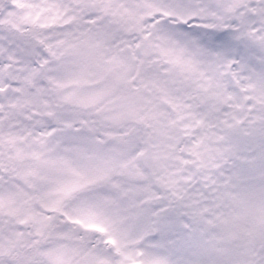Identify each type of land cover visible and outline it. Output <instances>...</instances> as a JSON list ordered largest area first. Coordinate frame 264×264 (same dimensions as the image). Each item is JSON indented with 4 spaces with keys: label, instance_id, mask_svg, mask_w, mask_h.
I'll return each instance as SVG.
<instances>
[{
    "label": "trees",
    "instance_id": "1",
    "mask_svg": "<svg viewBox=\"0 0 264 264\" xmlns=\"http://www.w3.org/2000/svg\"><path fill=\"white\" fill-rule=\"evenodd\" d=\"M4 1H8L9 4L7 5H11V0ZM27 1L31 4L30 0H22L21 4L28 5ZM152 1L155 0H51V4L58 6V8L54 11L50 6L47 8V12L54 17L59 15L60 8L64 6L65 12L62 15L72 13L77 16L78 26L81 30L80 36H84L82 31L85 28L82 27V24L88 23L89 27L86 28L88 31L85 35L88 34L89 38L95 34L103 37L106 36L107 32H113L114 21L110 23L105 16L111 15L112 18L116 16V20L120 24L132 25L131 31L140 34L142 41L140 47L152 54V49L157 47L152 43L154 38L146 26L149 23L143 24L140 20L147 14H155L151 8L156 2L151 4ZM200 1L204 5V10L210 13L209 16L212 20L211 15L214 14L215 7H219L221 16L218 21L216 20V23L213 22V26L206 21L205 25L199 23L186 29L189 34L194 31L200 33L197 45H194V53L199 49L203 50L204 39H211L212 46H215L214 41H219L222 44L226 40L224 37L226 36L225 31L228 30L226 27L231 26L235 20L234 12L232 17V13L227 10L228 4L239 9L240 6L244 7L255 2L254 0ZM256 4L264 10V0H259ZM76 8H79L80 11L78 12ZM226 21L228 23L224 25ZM165 26L173 31L178 38L168 37L165 34V47L173 50L165 51V62L161 59L152 60L147 58L148 55L145 56L138 69L139 76L143 75L145 79L152 80V82L146 80L147 83L143 87H139L137 84L141 98L147 96L148 102L139 99L136 101L135 114L120 121L121 126L111 125L115 128L120 126L122 131L124 125L131 124L132 134H138L136 130L144 134V151L149 156L160 159L164 170L165 165H167L173 172L191 175L185 181H178L181 185L180 188L178 183L172 182L170 176L166 185L161 186L162 197L160 200L162 202L153 203L158 207L165 208V217L160 215L154 219L153 231L157 233L159 225L165 224V229L168 232L173 229H181L185 241H191L189 238L191 236L200 243L213 241L212 239H203L211 237L212 232L216 231L226 240V243L227 241L230 243L233 251L227 255L230 258L239 259L238 264H264V224L260 222L264 220V43L258 39L252 42V51L247 59V65L242 69V71H247V69L249 71V75L245 79L247 84L244 85V82L240 81L242 88L235 91L234 97L239 103L234 98H226L228 101L225 100L224 103H220L218 101L221 99L220 95L225 96L223 88L215 89L220 95L208 93L203 89L196 76L195 60L190 59L187 53L188 46H193L188 33L182 34L166 23ZM4 28V26H0V31ZM27 28L28 34H18L19 32L13 31L16 35H9L12 42L24 46L26 54L30 58H36L38 51L40 55L51 56V49L45 43L51 42L56 37L45 36L34 26ZM259 31H264V27L260 26ZM148 38L149 41H147ZM68 40H70V36H65L62 42L66 43ZM179 51L182 56L185 54V58H180ZM181 62H187V65L181 66ZM188 63H193V65H188ZM181 74L186 76L180 79ZM163 77L165 80H162ZM138 79L140 80V78ZM248 83H253V85L247 89ZM131 87H129L125 97L130 96ZM148 87L152 89L149 90ZM243 87L245 88L243 89ZM134 102L132 101V103ZM206 102L210 103L207 105L209 111L213 110L212 102H214L215 105L217 104L216 111L218 112L221 110L235 112L236 116L230 120L232 127L234 124H241L244 130L248 131L242 138L236 139L234 143L227 142L232 150H227L228 145H223L221 150H218L222 144L218 138H214V143L210 144V137L205 135L204 128L200 127V121L192 114L197 112L204 116L206 113L204 104ZM229 102L231 103L229 104ZM172 105L180 108V110L173 112V115L170 116V122L157 116L156 108L171 107ZM126 106L129 107L130 104ZM176 113H181V116L177 117ZM183 122L193 125L194 128L184 126L183 129L178 130V125ZM235 129L230 130V133L235 135L234 131L241 133ZM165 130H168L167 133ZM158 135L163 137L164 142L165 135H169L166 139L169 144L152 149L148 144V139L157 138ZM187 144L188 147H186ZM181 159L184 163L180 162ZM103 186L108 190L111 188L107 184ZM103 186L97 185L92 188L96 189ZM244 192L259 196L248 207L246 205L244 207L240 201L241 193ZM190 198L199 203L189 204ZM98 199L95 198V200ZM192 207L198 208L201 215L190 218L188 214ZM217 213L223 217L222 221L219 220L221 224H217L219 221L215 219ZM105 221L106 219L103 220V222ZM82 222L64 224L70 232L69 236L54 237L52 230L56 224V219L52 220L50 224L40 230L39 241L35 242L31 249L24 247L20 255L34 252V261H43L46 254L39 258L36 255L38 248H48L53 242L52 250L57 248L63 250L57 264H86L85 257L92 251L106 255L110 260L108 263H97L96 261L94 264H112L119 253V251L114 252V248L116 250L114 241L107 244L97 241L90 233L96 230L93 229L96 223L89 219L87 228H85ZM31 237H33V233H30L27 238L23 237V240L30 241ZM141 242H143L142 239ZM141 242L133 245L140 246ZM120 250L126 253L122 244H120ZM145 255L147 259H152L151 256ZM153 264H157V262Z\"/></svg>",
    "mask_w": 264,
    "mask_h": 264
},
{
    "label": "rangeland",
    "instance_id": "2",
    "mask_svg": "<svg viewBox=\"0 0 264 264\" xmlns=\"http://www.w3.org/2000/svg\"><path fill=\"white\" fill-rule=\"evenodd\" d=\"M254 1L255 2L253 3H249L248 6H245V8L246 9L248 8L247 11L255 15L257 23L260 26L264 27V11L255 4L256 1H259V0H254ZM165 2L167 5L166 10L168 12L162 9L161 11L162 13L161 12L156 13V15L158 16L156 18L160 19V22L165 21L164 14L166 13L168 16L170 17L172 16V20H174L175 23L181 21L180 24L186 23L189 26H195V25H198L199 23H202L205 25L206 21L204 19L202 18L196 19V13L192 7L185 6L183 11L180 12L182 6L185 5V0H165ZM171 12H174V15L171 14ZM9 14H13V12H9ZM208 24L210 23L208 22ZM253 25H254L253 17H248L246 19V26H245V32L247 33V36L241 37V39H238V38L235 39V34L231 35L230 40H229L230 44L228 46L229 48L228 53L225 50H221L217 47L219 45V41H214L216 44L215 49L213 48L211 44V39L209 40L204 39L203 41L204 59L202 60V64H205L206 67L201 69L199 73L205 76L212 77L213 73L217 71L216 73L222 76L221 84H222V87H224L223 90L227 92L226 94L227 96L222 97L217 92V95H220L221 97V99H218L220 103L222 102L224 103L226 98H231V99L234 98L236 102L239 103L237 98L233 96L234 95L233 89L230 87L224 86L223 81L227 80V78L226 80L224 79L227 68L230 69L229 74L232 77V81L234 82V83L231 82L229 84L227 83L228 85L236 87L235 82H238L240 80L244 81L246 79L247 72L246 71L244 72L241 70L238 71L237 67L240 65L241 66L245 65V58L243 56L248 54L246 49L248 45L250 46L251 42L249 43V41L253 39H259L262 37L260 33H256L254 35L251 34V32L254 31ZM174 27L177 30H180L179 29L180 27L178 25H175ZM122 40L123 38H115V41L111 39V41L108 43V47L109 48L117 47L116 49L119 51H122L124 47H127L129 49L128 56L131 55V48L134 43L132 44L130 42H127L126 45H123ZM134 47L136 46L134 45ZM84 48L85 46H82L79 49L80 50V57L78 58L79 62H76L77 63L76 67L73 65L75 69L69 66H65L62 72H58L57 70L58 65H56V69L54 71V74H55L54 79H56V82H55L56 85L66 86L68 89L65 92V94L60 97L61 101H63L66 98H70L72 102L78 105L86 106L87 108L89 104H98L102 100V97L98 96L100 92L99 87L91 86V87L85 88V86H83L84 80H79V82L75 83V85L73 86V89L77 90V93L73 94L71 92L72 85L69 84L71 82H74V81L76 82L78 80L80 74L84 71L83 68L88 67L87 65L88 61L96 60V55L87 57L84 51ZM67 52L69 54L70 50H68ZM213 55L215 56V59L217 61L215 63H212ZM223 56H226V57H223ZM68 59L69 58H67L66 60L68 61ZM194 59H195V56H194ZM17 60H19V62L21 63V65L18 66L21 71L13 75L14 84H11L12 88L10 87L11 88L10 95L7 98L5 96L6 98L4 101V103L6 102L5 105L8 106L12 104V100L10 98H12L11 95L15 93L18 95L19 100L21 98L27 99V100L28 98H30V100H35V101L39 99L37 102L42 104V108H38V109L34 108V111L37 115V118H36L37 130L35 129L33 131L30 128H27L26 126H23V128L21 129V125H15V128L20 129L18 132L19 134H22V131L25 133L22 144H16V145L23 146L22 149L24 150V152L22 153L21 160L16 162L18 166H13L11 170H12V175L14 177L20 176L23 182L38 186L39 189L41 190L43 198L40 201V205L36 206L37 214L33 217L34 218L33 221L28 223V226L22 228V225L24 224V221L22 220L24 219L23 216L16 218V220H14L11 226H7L5 224L6 223L5 218L6 217L14 218L15 216L14 214L16 213V210L18 208L20 198L23 196L24 193L20 191L21 190L20 188L16 190V189L8 187V185L3 186L4 192L2 193V191L0 190V206H2L0 208V211L3 213L2 215H0V230L6 229L7 231L2 233V235L0 236V254L6 251L8 247L14 245V242L16 238H18L19 235L30 232V231H27L26 229L34 231V237L31 238L29 241V246L30 247L33 246L35 242L39 241V237L41 236L40 230L44 226H46V224H48V221L50 218L54 217L53 214H56L55 209L57 208L58 203L60 202L59 200H61L67 194V192L70 191L71 189H74L72 193L77 192L78 189H75V188L80 187V185H84L86 181L93 180L92 175H90L87 171H85L83 164L79 163L75 165L73 162L68 163L74 172L73 176L64 175V174L60 176L54 175L49 178L48 183L44 181L43 183L38 182V180H43L42 178L43 172H41L38 175L32 173L33 170H35L34 157L36 156V153L38 151L37 145L39 146V144L44 143V149L42 150V152H45V151L49 152L54 146L57 145V147L60 148L59 153L61 154L63 159L66 160L67 162L68 160H71V156L67 153L69 152L68 150L69 146L78 144V146L85 147L86 144H83L82 141L78 143L79 139L77 137H72V134H70L71 132H68L67 134H65L62 131L58 130L60 129L59 125L68 126L71 124L70 120L67 119L66 115L64 114L59 115L58 125H57L58 127H56V131L54 132V137L52 140L51 139L49 140L48 135L51 131V127L49 126V124L47 123L45 124L41 121L42 120L41 115L44 112H51L49 110L50 103L48 104L46 102V97L44 96V93H45L44 86L38 83L39 81L38 68L32 65V61H30V59L27 56L19 57ZM127 60H130V58H127ZM37 61L40 64L48 63L46 56L38 57ZM3 68L4 67L0 69V74H2ZM181 76L184 77V75H181ZM107 78L108 79L116 78V73L111 72ZM28 82H32L34 85L32 92H29L26 89V84ZM0 83L1 85H3L2 80H1V75H0ZM250 85L252 86L253 83H250ZM230 103L231 102H229V104ZM208 104L210 103L206 102L204 104L205 110H207ZM109 107L110 106H106L102 109H99L100 113L98 115H99V120L101 122L103 121L110 122L111 119L121 117V115L123 114V111L113 112ZM216 107H217V104L215 105V103L212 102L213 110L206 111L204 116L203 114H198L196 118L200 120L201 125L204 127L206 136H209L210 139L218 138L221 140L222 144L218 148V150H221V147L223 145L229 146V143L223 141V140H226L227 137L234 143L236 139L238 140V138H242V136L246 134L248 131H245L241 124H234L233 127L231 126L232 122L230 120L231 118H234L236 116L235 112L233 111L228 112L225 110H221V112H218V111L215 112L217 109ZM38 116H40V118H38ZM226 117L227 118L229 117L230 120L229 118L226 119ZM5 118L7 119V117ZM84 120L88 122L87 119H84ZM79 121H83V119L80 117L77 120V122ZM88 124L89 126L85 127L88 130L99 131L100 128L94 127V125L90 124V122H88ZM235 127H238V129L236 130L241 131V133L237 132L236 135H233V136L231 134L227 136V134L224 133L225 129L235 128ZM11 138L15 139L16 137L15 138L11 137ZM150 141L153 144H157L155 138L153 140L151 139ZM130 142L131 141H129V143ZM134 145L136 144L133 143V146ZM186 147H188V144L186 145ZM227 150H232V147L229 146ZM109 151L116 152L115 148H109ZM123 151L124 152L121 153V150L119 151L117 150L118 153L120 152L117 158H116V155H113L106 151H101L96 155L97 157H99V160L102 161L106 167H110L114 169L115 175H119L120 166L126 163L125 159L127 161H131L132 159H135V156L137 154L136 152H134L133 149H129V148ZM133 163L134 162L132 161L131 162L132 167H130V169H127L125 171L123 179H121V177L117 178V180H120L119 183L129 182V181H132L133 179L134 180L135 179L145 180L147 178L150 182L149 189L152 188V186L154 185V182L158 179V177H155L153 181H151V178L148 176L147 172L142 173L138 171L137 166H135L136 163H134L135 165ZM152 165L156 167H160L161 162L160 160L153 161L151 162V166ZM165 170H170L167 165H165ZM127 178H129V181H127ZM37 182H38V185H37ZM131 184H134V183L129 182V185ZM144 184L145 182L142 183L141 185L142 196H141V199H139L141 200L142 203L144 202L143 204H145L146 202L144 200H147L146 196H148L149 198H152V196L148 194L145 195V193H149V192L144 187ZM122 185L124 187L127 186L126 183H122ZM85 194L86 193H83L82 195H85ZM241 195H242V198H240V201L242 203L241 205H243L244 207L245 205L246 207H248L253 201H255V198L259 196V195L251 194L249 192L241 193ZM111 197L112 199L111 200L109 199V202L107 204H104L105 205L104 207H98L97 204L96 205L93 204L91 206L93 208H91L87 204L78 203L73 206H76V205H79V206H77L76 208L70 207L67 213L70 216L71 220L75 218H79L80 213L76 209H82L83 207H90L89 209L88 208L85 209V212L89 213L90 215H93L92 213L98 210L105 213L107 217H108V213H111V216L108 217L109 219L108 223L110 224V228L108 229L106 233L105 239L114 238L117 240L119 232L121 234L124 233L123 235L128 234L127 237L129 238L124 240L123 243L132 244L134 242H138L142 237L145 238L146 242L144 241V243L142 244L143 247L141 248L137 247L135 249L142 256L143 264L144 263L150 264V263H148L145 260L147 256L143 255L142 251L144 253L146 252L145 254H147L148 256H151L152 259L156 257L157 260L159 261L158 264H165V249L167 252H170V250L172 249L169 255V258L173 264H233L231 261L226 260V258L225 259L222 258L218 254L220 253L222 255L225 252H231L232 250L231 246L227 244L226 246L221 245L218 248V250H216L218 253L215 251V248L218 243L226 242V240H224L216 231L212 232L211 237H206L203 239V240L212 239L214 242L213 241H207L204 243L196 242L194 244V242L188 241L187 243L189 245L194 244L197 246L196 253L190 259H185V260H182V262H178L180 261V259L176 257L178 255H176L177 250L175 246L179 240L173 243L169 242L170 246H167L164 242H162V240L154 237L153 232H151L149 227L148 228L145 227L143 221L141 220L143 213H140V210L143 208V206L139 205V210H136L135 208H133L131 210V219H129L126 214V207L128 206L126 207L123 206V202L116 199L114 195H112ZM139 200L137 201V203H139ZM80 201L83 202V200H80ZM129 207L131 208V205H129ZM130 208H127V209H130ZM151 210H154V208H152ZM10 212H13V213L10 214ZM34 212L36 211H33L32 213ZM95 213L98 214V212H95ZM58 221L60 223H63L62 220H58ZM149 221H151V219H149ZM221 221L217 222V224H221ZM234 221H233V224H234ZM15 222L19 224L14 225ZM260 222L264 224V220ZM118 223H123V226L126 231L120 230L118 227ZM58 233L60 234V236L66 235L67 237V234H65V232L61 230H59ZM55 245H56V242H55ZM145 246H148L149 248ZM53 247H54V243L52 242L48 248H44L43 250L38 249L37 255H40L41 253L46 254L47 262H44V264H57L58 263V260L60 256L62 255L63 250L59 248L52 250ZM117 248L120 249V247H117ZM154 248H156L157 250H154ZM135 250L131 248H127V251L125 249L126 254L123 252V250H120L119 256L114 260L112 264H133L136 261L135 259H137ZM86 261H87L86 264H94L96 261L97 263L99 262L108 263L109 259L106 255H101V254L98 255L97 253L92 251L88 256H86ZM0 264H3V263L0 261ZM37 264H40V263H37Z\"/></svg>",
    "mask_w": 264,
    "mask_h": 264
}]
</instances>
